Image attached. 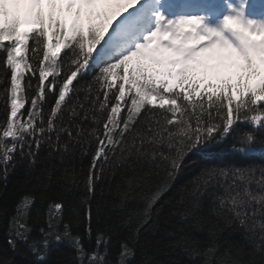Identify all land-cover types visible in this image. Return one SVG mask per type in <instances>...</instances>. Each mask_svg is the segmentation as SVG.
Instances as JSON below:
<instances>
[{
	"label": "snow or ice",
	"instance_id": "snow-or-ice-1",
	"mask_svg": "<svg viewBox=\"0 0 264 264\" xmlns=\"http://www.w3.org/2000/svg\"><path fill=\"white\" fill-rule=\"evenodd\" d=\"M0 54L4 56L0 103L5 111L0 123V171L5 177L17 156L35 162L51 134H56L54 147L59 146L60 132L73 137V129L64 127L62 118L69 110L72 116L79 115L75 107L69 109V94L90 62L99 68L96 80L103 102L98 111L107 112L102 129L90 131L96 142L87 177L90 191L101 178L105 162L118 151L151 160L162 157L170 179L181 171L189 153L229 136L236 141L232 145L236 154L264 152V3L0 0ZM50 104L54 107L45 111ZM92 119L100 121L95 115ZM245 124L247 129L242 127ZM158 145H167L174 155H165ZM63 147L67 150V145ZM218 177L228 187L222 195L211 194L213 201L231 217L229 225L244 229L252 244L251 259H242L240 246L234 252L231 246L226 248L217 259L220 245L214 237L203 249L192 238H184L180 246L202 255L203 264H264V171L257 176L251 167L205 169L196 189L198 200L213 181L219 182ZM168 187L164 181L151 196L144 223ZM33 202V196L25 195L11 221L8 242L13 250L19 241L30 239L32 229L24 209ZM52 207L58 214L62 205ZM198 207V203L192 205L184 217ZM60 223L61 217L50 213L47 229H40L44 237L40 251L66 241L76 248L80 264H102L109 251L107 233L98 231L96 249L89 253L84 237L73 235L67 224L61 232ZM93 230L89 210L88 238ZM33 250L43 261L45 257ZM134 255V247L121 242L118 264H128Z\"/></svg>",
	"mask_w": 264,
	"mask_h": 264
},
{
	"label": "trees",
	"instance_id": "trees-1",
	"mask_svg": "<svg viewBox=\"0 0 264 264\" xmlns=\"http://www.w3.org/2000/svg\"><path fill=\"white\" fill-rule=\"evenodd\" d=\"M3 59V54H0V73L4 70ZM97 76L99 68H94L90 62L89 67L78 76L79 84L75 91L69 94V109L75 107L79 115L74 117L69 110L62 119L64 127L73 129V137L60 132L59 146L54 147L57 145L56 134H51V140L46 139L42 143L35 162L17 156L15 167L8 171L6 177L0 171V264H80L76 248L66 241L53 242L45 251H40L44 239L40 229H47L50 213L61 217V232L63 225L67 224L73 235L84 237V247L89 253L96 249L98 231L107 233L109 251L102 264H118L123 241H127L135 250L128 264H203L202 255L187 252L180 245L184 238H192L199 241L203 249L212 242L213 237L220 245L217 259L226 248L231 246L234 252L235 247L240 246L244 252L242 259L250 260L248 253L252 250V244L246 238L244 229L235 223H227L231 217L218 208L211 195H222L228 183L223 177H218L219 182L213 181L199 200L196 189L205 169L251 167L258 176L264 171V152L257 150L248 155L236 154L232 151L236 141L229 136L224 141L189 153L181 171L170 179L167 176V162L162 157L151 160L134 152L127 155L118 151L110 161L105 162L101 178L95 181L90 191L87 177L96 151V142L90 131L98 127L102 129L103 119L107 115V112L98 111L103 94ZM35 83L33 80L34 86ZM73 83L76 85V81ZM97 97L100 99L97 100ZM50 107H54V104L48 105L45 111ZM94 115L100 117L99 122L93 121ZM4 119V104L0 103V123ZM242 127L247 129L246 124ZM81 129L84 130L82 135L75 136ZM63 145H67V150ZM157 147L165 155L171 153L167 145ZM164 181L169 183V187L153 205L150 218L144 223L147 203ZM251 187L259 190L256 184ZM25 195L34 197L33 204L24 209V218L32 231L30 239L19 241L13 250L8 242L10 224L20 212V202ZM55 203L62 205L58 214L52 207ZM196 203L199 207L185 218V210ZM89 210L94 229L91 238L87 236ZM133 241H136L135 245ZM34 247L40 256L45 257L43 261L38 259ZM100 252L104 255L103 248ZM259 259L257 256L256 260Z\"/></svg>",
	"mask_w": 264,
	"mask_h": 264
}]
</instances>
